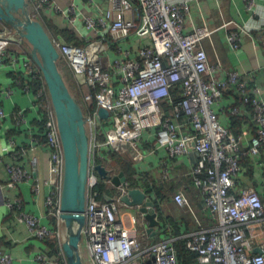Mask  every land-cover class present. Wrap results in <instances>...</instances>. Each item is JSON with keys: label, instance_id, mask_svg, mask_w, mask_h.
Wrapping results in <instances>:
<instances>
[{"label": "built area", "instance_id": "1", "mask_svg": "<svg viewBox=\"0 0 264 264\" xmlns=\"http://www.w3.org/2000/svg\"><path fill=\"white\" fill-rule=\"evenodd\" d=\"M83 1L89 5V13L81 11ZM43 6L61 15L69 25L75 23L80 12L91 32L82 36L81 44L53 36L88 112L89 166L80 243L83 264H180L176 238L170 235L143 243L147 237L143 215L130 210L121 200L132 186L142 188L154 199L153 192L129 180L118 186L105 180L111 189L106 195L113 197L109 201L102 199L96 189L100 178L95 166L103 164L102 159L107 161L110 152L137 165L159 148H165L169 158L197 153L190 174L215 222L181 234L186 248L196 253L194 264H264V241L254 243L245 230L247 225L264 219V197L254 187L236 186L242 158L259 155L264 146V100L260 88L238 71L223 73L221 63L208 62L202 41L212 31L207 26L187 23L190 0H71L67 7L53 0L34 3L35 10ZM257 6V0H245L248 11L256 13ZM232 24L236 29H229L227 40L231 48L237 49L240 32L254 25ZM10 32L9 26L0 30V60L14 43ZM28 60L25 64L32 79L40 84L32 106L43 111L45 144L51 153L44 181L49 187L45 205L57 218V226L44 224L38 216L23 210L20 199H7L5 205L9 210H19L18 220L28 226L34 237L57 239L55 255L40 253L37 260L43 264H67L62 249L66 231L59 208L63 166L60 140L46 85L37 65L31 58ZM22 88L32 90L28 81ZM229 90L251 106L256 132L245 150L214 109ZM102 109L105 114L100 113ZM237 111L236 107L231 109L232 113ZM26 114L25 108L8 113L0 106V120L12 115L18 125H25L29 123ZM43 117L40 114L39 119ZM149 130L153 140L148 144L144 132ZM9 139L10 147L17 146L14 157L27 154L28 148L39 142L34 135L32 146L26 148L16 145L12 137ZM7 171L10 187L31 177L20 164H8ZM39 188L37 183L34 190L38 193ZM173 199L181 206H190L181 191L174 193ZM12 263V255L0 248V264Z\"/></svg>", "mask_w": 264, "mask_h": 264}, {"label": "crops", "instance_id": "2", "mask_svg": "<svg viewBox=\"0 0 264 264\" xmlns=\"http://www.w3.org/2000/svg\"><path fill=\"white\" fill-rule=\"evenodd\" d=\"M30 1L34 7L37 0ZM53 1L61 7H67L71 0ZM257 3L258 10L252 13L246 9L245 0H190L187 23L197 27L207 26L212 31L202 41L208 62L221 63L223 73L229 70L238 71L250 80L252 85L260 88V95L264 100V0H257ZM80 8L84 13L91 11L85 1L80 3ZM34 12L42 17L54 37H61L66 41L61 33H55L56 29L71 30L80 41L83 35L91 34L83 24L80 12L75 23L71 25L67 24L61 15L45 6L39 10L34 8ZM232 22L254 25L249 30L240 32L241 43L237 49L231 48L227 40L229 29H236ZM258 25L260 29L256 27ZM6 26L8 25L0 21V30ZM28 58L30 57L24 50L13 43L5 57L0 60V106L8 113L25 108L29 120L25 125H18L12 115L0 120V248L12 255V264H43L36 259L37 255L45 253L48 257H53L55 252L48 247L46 241L57 240L54 237H34L28 226L18 220L19 210H9L5 205L7 199H20L23 210L38 216L44 224L57 226V218L48 212L45 205L49 187L44 181L49 174L50 149L39 138V142L34 143L32 149L28 148L32 146L31 137L37 132L34 121L40 116V110L32 106L36 90L26 92L22 88V84L27 81L32 83L34 80L25 64L29 61ZM8 90L13 92L7 93ZM233 107L237 108L236 113L231 112ZM214 109L223 125L238 136L241 149H247L256 127L251 110L243 104L239 94L232 90L226 91L222 100L214 105ZM10 137L16 145L28 148L27 154L14 157L17 146L10 147ZM144 137L149 138L144 139L149 144L153 140L152 131H145ZM196 160L195 151L169 158L166 149L159 148L156 154H148L137 164L139 173L148 175L154 188L158 193L161 192V197L156 195L160 223L154 228V232H146L149 239L156 241L170 235L179 238L185 231L209 226L215 222L204 206L201 192L190 174ZM13 163L26 168L31 177L28 181L10 187L7 185V166ZM37 183L40 184L38 193L34 190ZM138 184L144 187L142 180ZM236 186L237 189L254 187L264 197V146L259 155H246L242 158V169ZM177 191L188 197L189 207L181 206L173 199ZM245 230L254 243L264 241V219L247 225Z\"/></svg>", "mask_w": 264, "mask_h": 264}, {"label": "water", "instance_id": "3", "mask_svg": "<svg viewBox=\"0 0 264 264\" xmlns=\"http://www.w3.org/2000/svg\"><path fill=\"white\" fill-rule=\"evenodd\" d=\"M0 21L10 27V39L37 65L46 85L63 156L59 208L67 235L62 241V249L67 264H83L80 243L85 222L89 166L88 112L72 89L69 82L72 73L61 59L53 35L42 17L35 14L32 2L0 0ZM60 61L64 62L63 67ZM80 82L83 83V78H80ZM100 113L105 114L106 111L102 109ZM95 169L99 178L114 186L128 181L122 170L115 173L100 163L96 164ZM105 199L110 201L113 197L105 195ZM121 200L143 215L146 232H154L160 221L151 195L140 187L132 186L122 195Z\"/></svg>", "mask_w": 264, "mask_h": 264}, {"label": "trees", "instance_id": "4", "mask_svg": "<svg viewBox=\"0 0 264 264\" xmlns=\"http://www.w3.org/2000/svg\"><path fill=\"white\" fill-rule=\"evenodd\" d=\"M57 32L61 33V35H63L66 38V42L75 43V44H81L82 43V41H80L71 32V30H68V29H56L55 33H57ZM40 74H41V72H40ZM71 81H73V82H71ZM69 82H71V87L74 90V92L76 93V95L78 96V98L80 99V102H81L83 108L86 109L85 105H84V103L82 101V95L79 92V89L77 87V82L75 81V78H74L73 74H71V79H69ZM30 84H31V86L33 88L32 90H36L39 82H37L36 80H33L32 83H30ZM35 84H37V86ZM248 107L251 110V106H248ZM40 114L42 115V117L44 116L42 109L40 110ZM34 122L36 124L35 127L37 129L36 136L41 141L45 142L46 136H45V130H44V124H43L44 123V117H43L42 120L37 118ZM102 161H103V164L106 167L112 169L114 172H118V171H121V170L124 171V173L126 174L128 180L131 181L133 183V185H137L138 181L140 182L142 180V183H143L144 187L149 191V193H151V192L154 193V201H155L156 207H157V209L159 211V208H158L159 205H158L157 196L161 197V192L158 193V191L154 188L153 181L148 175H142V174L139 173V170H138V167H137L136 164H134L133 162L128 160L125 156H123V155H121V154H119L117 152H110L109 159H107V161H104L102 159ZM96 189L99 190L100 197L102 199L105 198L106 194H110L111 193V189H110L109 184L106 183V181L104 179H101V178H100L99 183L96 185ZM159 214H160V212H159ZM46 243L48 244V247L50 249H52L54 252L57 251V247H58L57 240H53V241H49L48 240V242L46 241ZM174 244H175L176 251H177L178 262L180 264H194L195 263L196 253L192 252V251H189L186 248L185 240L183 238H181V237L176 238L175 241H174Z\"/></svg>", "mask_w": 264, "mask_h": 264}, {"label": "rangeland", "instance_id": "5", "mask_svg": "<svg viewBox=\"0 0 264 264\" xmlns=\"http://www.w3.org/2000/svg\"><path fill=\"white\" fill-rule=\"evenodd\" d=\"M38 14V13H37ZM46 24V23H45ZM47 27V26H46ZM47 29H48V27H47ZM49 30V29H48ZM63 65H64V62L63 61H60V66H62L63 67ZM71 72V71H70ZM72 73V72H71ZM73 74V73H72ZM71 82H73V81H71ZM130 208V210H134V212H136L135 211V209L133 208V207H129ZM136 214H137V212H136ZM137 226H138V228H139V230L140 229H142V227H141V225H140V222L138 221V223H137ZM153 240H151V239H149L148 237H146V239L144 238L143 239V243H151Z\"/></svg>", "mask_w": 264, "mask_h": 264}, {"label": "bare ground", "instance_id": "6", "mask_svg": "<svg viewBox=\"0 0 264 264\" xmlns=\"http://www.w3.org/2000/svg\"><path fill=\"white\" fill-rule=\"evenodd\" d=\"M101 164V163H100ZM102 165H104V164H102ZM105 166V165H104ZM106 167V166H105ZM108 168V167H107ZM102 179V178H101ZM105 180V179H104ZM63 222V221H62ZM64 225V224H63ZM66 231V230H65ZM67 235V234H66Z\"/></svg>", "mask_w": 264, "mask_h": 264}]
</instances>
